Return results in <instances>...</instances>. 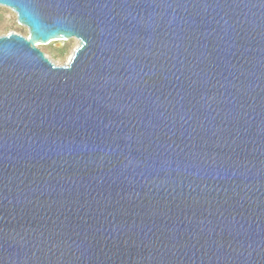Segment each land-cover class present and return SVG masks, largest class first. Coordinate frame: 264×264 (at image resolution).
I'll use <instances>...</instances> for the list:
<instances>
[{"label":"water","instance_id":"water-1","mask_svg":"<svg viewBox=\"0 0 264 264\" xmlns=\"http://www.w3.org/2000/svg\"><path fill=\"white\" fill-rule=\"evenodd\" d=\"M0 6V264H264V0Z\"/></svg>","mask_w":264,"mask_h":264},{"label":"rangeland","instance_id":"rangeland-1","mask_svg":"<svg viewBox=\"0 0 264 264\" xmlns=\"http://www.w3.org/2000/svg\"><path fill=\"white\" fill-rule=\"evenodd\" d=\"M14 31L22 35H27V28L21 26L16 21V15L8 7L0 6V34ZM59 46L55 42L41 44L38 47L44 51L56 64L65 63L70 57L72 51L78 44L76 38L62 39Z\"/></svg>","mask_w":264,"mask_h":264}]
</instances>
